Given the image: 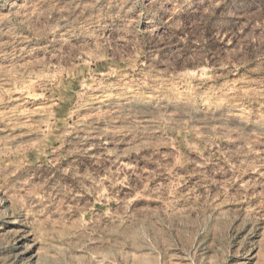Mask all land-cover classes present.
<instances>
[{
	"label": "rangeland",
	"instance_id": "374dc122",
	"mask_svg": "<svg viewBox=\"0 0 264 264\" xmlns=\"http://www.w3.org/2000/svg\"><path fill=\"white\" fill-rule=\"evenodd\" d=\"M0 264H264V0H0Z\"/></svg>",
	"mask_w": 264,
	"mask_h": 264
}]
</instances>
